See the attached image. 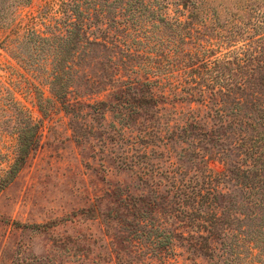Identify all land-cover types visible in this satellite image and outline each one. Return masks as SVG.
Here are the masks:
<instances>
[{"label":"trees","instance_id":"16d2710c","mask_svg":"<svg viewBox=\"0 0 264 264\" xmlns=\"http://www.w3.org/2000/svg\"><path fill=\"white\" fill-rule=\"evenodd\" d=\"M214 2L69 0L58 33L26 40L46 44L48 85L76 144L111 149L138 183L121 191L129 219L106 225L116 264L174 250L192 264H264V10L222 18ZM216 45L228 51L216 57ZM36 146L19 138L0 193Z\"/></svg>","mask_w":264,"mask_h":264},{"label":"rangeland","instance_id":"374dc122","mask_svg":"<svg viewBox=\"0 0 264 264\" xmlns=\"http://www.w3.org/2000/svg\"><path fill=\"white\" fill-rule=\"evenodd\" d=\"M68 1L6 6L0 0V15L1 7L7 14L0 17L6 19L0 26V176L13 163L20 137L34 135L37 140L22 169L0 193V264H116L106 225L115 213L123 215L120 220L129 219L122 189L126 187L128 195L139 191L135 177L118 167L111 149L76 144L48 85L46 44L26 41L33 33L43 39L58 33ZM251 4L264 10V0H218L210 5L219 7L222 18L241 12L245 19L248 11L243 8ZM167 7L172 16L176 7ZM212 49L216 57L228 51L217 45ZM104 123H110L109 115ZM209 166L214 172L222 170L215 161ZM116 189L114 199L110 193ZM116 199L118 204L113 203ZM95 209H102L104 220L93 216ZM155 264L192 262L174 250Z\"/></svg>","mask_w":264,"mask_h":264}]
</instances>
